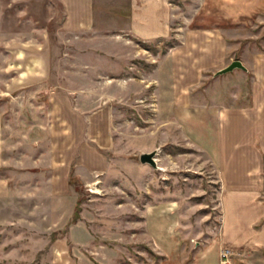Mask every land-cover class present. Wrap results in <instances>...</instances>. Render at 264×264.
<instances>
[{
	"label": "rangeland",
	"instance_id": "374dc122",
	"mask_svg": "<svg viewBox=\"0 0 264 264\" xmlns=\"http://www.w3.org/2000/svg\"><path fill=\"white\" fill-rule=\"evenodd\" d=\"M95 1L94 27L78 36L61 29L57 0H0V264H214L221 184L190 144L193 115H169L170 82L180 72L183 92L219 98L218 65L264 54V21L229 11L223 26V0H165V31L142 40L127 30L135 4ZM193 78L202 83L185 82ZM92 88L114 106L109 165L85 180L71 172L69 194L51 196L37 174L50 167L23 156L36 139L33 113L54 90ZM149 152L157 169L139 162ZM224 249L232 264H264L221 245L218 264Z\"/></svg>",
	"mask_w": 264,
	"mask_h": 264
},
{
	"label": "crops",
	"instance_id": "0c3cea01",
	"mask_svg": "<svg viewBox=\"0 0 264 264\" xmlns=\"http://www.w3.org/2000/svg\"><path fill=\"white\" fill-rule=\"evenodd\" d=\"M57 1L62 7L63 31L80 36L94 27L95 0ZM164 1L129 0L130 5L135 6L129 11L127 30L142 40L159 36L165 31L158 26L162 22L157 16ZM220 7L225 18L221 17L223 26L228 25V18L223 15L229 11L239 14L236 19L244 16L243 22L248 20L246 16L252 18L253 15H256L255 21H264V0H240L233 6L223 0ZM206 49L210 53L211 48ZM240 62L245 70L234 69L213 76L217 80L223 78L227 84L219 98L214 90L198 94L183 92L184 81L176 80L180 72L172 73L170 82L175 88H171L173 95L168 98L169 115H193L190 144L205 163L212 166L221 184V235L214 244V264H218L220 245L246 252L249 261H264V200L260 199L264 196V54L258 53L249 64ZM185 82L192 86L202 83L197 78ZM234 86L232 93L224 94ZM47 97L48 107L33 113L34 118L39 119L34 124L36 139L23 156L29 157L33 168L45 162L50 168L37 173L41 177L39 183L46 181L44 186L51 196H66L70 191L71 172L85 180L109 165L102 150L109 151L112 145L114 106L107 102L110 96L103 97L95 88L54 90ZM21 123L19 119V125ZM29 125L33 127L32 123ZM16 148L14 146V154ZM24 157L17 160L20 165L28 163ZM261 221L255 230L254 226Z\"/></svg>",
	"mask_w": 264,
	"mask_h": 264
},
{
	"label": "water",
	"instance_id": "95a60500",
	"mask_svg": "<svg viewBox=\"0 0 264 264\" xmlns=\"http://www.w3.org/2000/svg\"><path fill=\"white\" fill-rule=\"evenodd\" d=\"M234 69H241L245 70L244 66L241 64L240 61H232L228 66L225 68L219 70L215 73V76H221L226 73H229L233 71ZM156 153L155 152H149V153H142L139 156V162L143 165H148L153 169H157L156 159H155Z\"/></svg>",
	"mask_w": 264,
	"mask_h": 264
},
{
	"label": "built area",
	"instance_id": "2783aa9c",
	"mask_svg": "<svg viewBox=\"0 0 264 264\" xmlns=\"http://www.w3.org/2000/svg\"><path fill=\"white\" fill-rule=\"evenodd\" d=\"M221 264H232V253L230 250L224 249L220 252Z\"/></svg>",
	"mask_w": 264,
	"mask_h": 264
},
{
	"label": "trees",
	"instance_id": "16d2710c",
	"mask_svg": "<svg viewBox=\"0 0 264 264\" xmlns=\"http://www.w3.org/2000/svg\"><path fill=\"white\" fill-rule=\"evenodd\" d=\"M75 218H77V213L75 212V214H74V220H75Z\"/></svg>",
	"mask_w": 264,
	"mask_h": 264
}]
</instances>
